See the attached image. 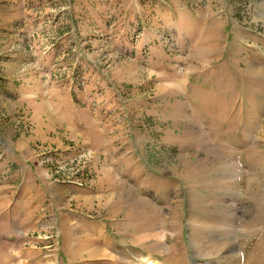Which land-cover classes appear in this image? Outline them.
Masks as SVG:
<instances>
[{"label": "rangeland", "instance_id": "rangeland-1", "mask_svg": "<svg viewBox=\"0 0 264 264\" xmlns=\"http://www.w3.org/2000/svg\"><path fill=\"white\" fill-rule=\"evenodd\" d=\"M188 76L214 88L194 87L198 105ZM47 91L89 94L111 143L135 149L120 171L143 179L140 153L161 175L94 198L96 236L74 211L84 196L56 180L110 187L113 172L43 112L54 129H40L25 94ZM21 132L61 189L55 210L22 198L20 230L0 223V264H264V0H0V152ZM12 160L0 184L18 176Z\"/></svg>", "mask_w": 264, "mask_h": 264}, {"label": "crops", "instance_id": "crops-1", "mask_svg": "<svg viewBox=\"0 0 264 264\" xmlns=\"http://www.w3.org/2000/svg\"><path fill=\"white\" fill-rule=\"evenodd\" d=\"M73 52L75 54L72 64L76 66L78 65L80 59L83 58L80 56L83 54V52L79 51V48L77 47H74ZM91 64L95 70H100V67L98 65H95V62L94 64ZM108 83L111 86V90L115 91V94L121 97L119 89L117 88L113 80H109ZM190 83L191 81L188 76L180 84L185 99L190 106H193L194 103L198 105V102L201 101L197 96L194 87L200 85L208 87L211 91L214 89L213 87H210L209 85L207 86V84L199 82L197 80L194 85ZM4 95V97L7 99L8 95ZM25 95H30L28 97L22 95V97H25L29 102H33L32 99L36 100H34V103L36 105L33 109L34 114L32 115H34L35 119H37V125L41 130L45 131V133H48V131H51L52 128L54 129V127H49L48 125L46 128L43 127L45 126L42 121L43 116L41 112H43V114L50 119V122L57 121L60 123V126L64 128L65 136L63 137V139L67 136H72L74 137V139L78 138L79 140H84L86 144L93 146V148L99 151V156L103 158L107 165L106 170H111L113 172L112 176H110L111 173H107V176H109V180H111V183L113 184V186L110 187L109 185H93L92 183L88 184L85 182L83 185H79L75 182V179L72 178H58L56 180L58 182V185L60 183L62 184V186H65L67 188L74 185V188L72 189H76L78 191L77 195L81 197L84 196V198L86 199L84 200L86 209H74V211H82L84 213L85 222H89L90 228L94 229L93 234L95 236L97 235V228L100 227L102 230V227L105 228L106 224L104 223V221H101V213L103 212L101 211L102 209H97V207L95 206L93 202L94 198H98L102 195H108V193L114 196L117 194L118 190H121L124 187L128 190H131L133 187L134 190H136L138 183L144 185L145 183L149 182L151 178L152 181H154L156 176H161L159 171L155 167H153L152 165L149 166V158L145 156V154L140 153L137 156H134L133 159L134 164L139 167L136 170H139L142 173L141 176L143 177V179H140L137 176H132V169L131 171L128 170L129 174L127 175L123 174L120 171L121 167L119 164V159H123L129 155L132 158V152H134L135 149L133 150V145H130L129 148L124 149V147H122L121 144L117 142H115L114 144L111 143L106 123L103 122L101 117L95 114V112L97 113V110L93 111L89 94L85 93V95L78 101L73 99L71 96H61L60 94L51 95V93H49L48 91L45 92L43 94L44 97L41 98H32L31 94ZM170 106L174 108L171 103ZM37 133L40 132L37 131ZM23 134L24 133L21 132V134H19L18 137H14V139L9 135L5 136L4 140L6 148L5 151L2 150L0 152V160H2L5 165L9 166L8 171L12 170V159H15L19 165V168L17 169L18 176H1L3 177V184H0V223L16 230H20L23 227L24 223V221L22 220L23 218L21 217L22 211L18 208V203L19 205L24 203L22 198L26 197L27 199L30 196L40 197L42 198L43 202L44 199L47 198L48 208L55 210L57 209V207L55 205V200L51 199V195H53L54 197H58L59 190L61 189V187L54 185V182L48 179L47 176H40L43 175V169H46L45 174L48 173V169L43 166L44 164H39V162L34 161V159L39 157L41 153L32 151V149L30 148V142L32 138H30L28 135ZM168 135L170 139H175V141L171 140L170 143H175L176 141L180 140L177 136H172L171 134ZM43 153L45 154L47 153V151ZM179 154H182V152H179ZM142 155L144 156V158ZM150 163H152L151 160ZM130 166L132 167V165ZM174 176H180V174L174 172ZM163 181L171 182V179H165L164 177ZM141 192L145 194L144 191ZM9 235L12 234L10 233ZM18 235L21 236L22 233Z\"/></svg>", "mask_w": 264, "mask_h": 264}, {"label": "bare ground", "instance_id": "bare-ground-1", "mask_svg": "<svg viewBox=\"0 0 264 264\" xmlns=\"http://www.w3.org/2000/svg\"><path fill=\"white\" fill-rule=\"evenodd\" d=\"M151 264H154V263H151ZM157 264V263H156Z\"/></svg>", "mask_w": 264, "mask_h": 264}]
</instances>
